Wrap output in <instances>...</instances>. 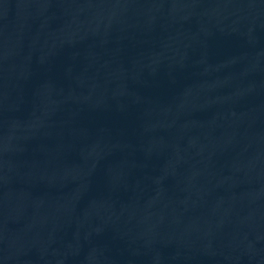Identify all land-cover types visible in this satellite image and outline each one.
Wrapping results in <instances>:
<instances>
[{"label":"water","instance_id":"water-1","mask_svg":"<svg viewBox=\"0 0 264 264\" xmlns=\"http://www.w3.org/2000/svg\"><path fill=\"white\" fill-rule=\"evenodd\" d=\"M0 264H264V0H0Z\"/></svg>","mask_w":264,"mask_h":264}]
</instances>
